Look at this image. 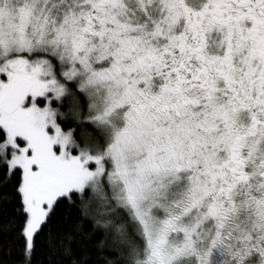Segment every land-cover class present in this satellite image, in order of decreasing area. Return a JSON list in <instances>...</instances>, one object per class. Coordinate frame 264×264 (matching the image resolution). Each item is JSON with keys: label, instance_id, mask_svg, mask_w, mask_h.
<instances>
[{"label": "snow or ice", "instance_id": "snow-or-ice-1", "mask_svg": "<svg viewBox=\"0 0 264 264\" xmlns=\"http://www.w3.org/2000/svg\"><path fill=\"white\" fill-rule=\"evenodd\" d=\"M260 38L264 0H0V264H264ZM150 73L184 151L142 146L138 106L112 174L89 145Z\"/></svg>", "mask_w": 264, "mask_h": 264}, {"label": "rangeland", "instance_id": "rangeland-1", "mask_svg": "<svg viewBox=\"0 0 264 264\" xmlns=\"http://www.w3.org/2000/svg\"><path fill=\"white\" fill-rule=\"evenodd\" d=\"M52 17V21H53ZM54 23V22H53ZM54 26V25H53ZM26 31L30 34L32 32V25H26ZM99 45L100 41H96ZM128 56H131L132 53H126ZM97 55H104L107 57V62L111 64V58L108 56V53L104 52L102 49L94 51L92 54V59L95 60ZM121 60H124V56H121ZM135 60L131 63H134ZM130 66V65H129ZM103 69V65L97 69L100 71ZM149 79L144 88L139 86V81L142 77L130 76L132 80L136 82V91L125 93H119V95H124L126 98L123 103H117L110 107L106 120L107 122L101 126V131L103 138L106 137V140L109 142L106 145H113L116 142L117 134L124 132L129 126V114L135 110L138 106L143 107V115L140 116L139 121L137 122V135L139 142L142 146H151L155 150L159 151L164 149L165 152L175 150L176 152L182 153L184 151V141L186 140V131L188 127L187 123L180 127L171 126L168 121V113L164 110L165 104H170L172 101L170 99L159 102L157 105H153L151 96L157 95L160 91V79L158 74H149ZM101 89L112 90L115 92V88L112 84L107 82H101ZM139 93H143L142 97ZM97 94H99V89H97ZM192 111L198 112V108H193ZM171 129L166 131L165 129ZM95 144L89 145L91 150L96 153L98 158V167L107 166L108 171L112 174H115L116 170V160L112 158L111 151L109 147H103L101 150H97L99 145ZM128 160V173L126 179L131 184L135 180L136 176V160L143 159V156H140L136 153L135 149L128 151L127 153ZM188 175L185 173L184 176ZM117 188L119 191L124 192L127 189V185L124 183H118ZM142 206L145 209H151V215L153 217V228L159 227V220L165 219L163 214L160 212L159 208L154 205L151 199H148L142 202Z\"/></svg>", "mask_w": 264, "mask_h": 264}, {"label": "trees", "instance_id": "trees-1", "mask_svg": "<svg viewBox=\"0 0 264 264\" xmlns=\"http://www.w3.org/2000/svg\"><path fill=\"white\" fill-rule=\"evenodd\" d=\"M53 18L54 19H53L52 23L55 22V19H56L55 17H53ZM53 25H54V23H53ZM101 126H100V128L98 130L97 140L93 143V144H95L94 147H96V145H99V147L97 148V150H101L109 142V140H110V139L109 140H106L105 139L106 137L103 138L102 131H101ZM182 175L184 176L185 173H182Z\"/></svg>", "mask_w": 264, "mask_h": 264}, {"label": "flooded vegetation", "instance_id": "flooded-vegetation-1", "mask_svg": "<svg viewBox=\"0 0 264 264\" xmlns=\"http://www.w3.org/2000/svg\"><path fill=\"white\" fill-rule=\"evenodd\" d=\"M257 49L258 51L264 53V38H260L256 41ZM219 54V53H216ZM220 87H223V81L220 82L219 84Z\"/></svg>", "mask_w": 264, "mask_h": 264}]
</instances>
